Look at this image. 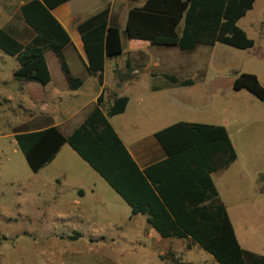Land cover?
<instances>
[{
    "label": "trees",
    "instance_id": "trees-1",
    "mask_svg": "<svg viewBox=\"0 0 264 264\" xmlns=\"http://www.w3.org/2000/svg\"><path fill=\"white\" fill-rule=\"evenodd\" d=\"M70 1L31 0L17 14L24 24L22 30L11 25L0 29V51L16 58L19 65L14 72L17 81L42 87L50 84L52 74L46 53L52 52L69 78L71 89L83 85L80 78L71 76L65 59L64 50L72 43L71 37L53 14L54 9ZM126 1L131 5L125 26L127 34L148 36L154 43L178 45L182 51L216 44L239 50L255 46L238 22L257 0ZM109 17L110 8H107L78 27L87 70L98 78L101 86L106 59L118 57L124 51L122 30L110 25ZM127 68H131L130 61ZM164 78L179 86L194 83L173 75ZM152 89L156 91L160 87L154 84ZM233 89L247 90L264 102V85L256 74L238 75ZM129 101L127 96L116 97L106 105L102 93L93 111L71 137L52 125L16 133L14 139L33 173H39L64 145L71 144L125 199L132 214L146 216L147 223L161 237L190 239L219 264H264L263 255L244 249L238 241L212 179L213 173L227 169L238 158L226 127L178 122L158 131L155 138L167 157L141 170L109 121L124 113ZM80 237L82 234L75 232L71 239ZM171 262L185 264L174 258Z\"/></svg>",
    "mask_w": 264,
    "mask_h": 264
},
{
    "label": "rangeland",
    "instance_id": "rangeland-1",
    "mask_svg": "<svg viewBox=\"0 0 264 264\" xmlns=\"http://www.w3.org/2000/svg\"><path fill=\"white\" fill-rule=\"evenodd\" d=\"M27 1L0 0V29L6 25H11L13 29L23 28L24 24L17 19V14L20 6ZM110 1L94 0L93 7H103ZM125 2L114 0L111 3L118 12L114 25L121 27L123 19L127 18L126 8L131 5ZM249 20L250 17H247L243 24L250 33ZM122 29L125 52L110 58L108 62L123 65L128 59L138 64L157 60L161 67L157 71H167L169 66L177 69L180 62H187L182 58L183 53L174 54L163 47L160 50L151 48L155 57H150L149 54L145 57L139 52L144 47L163 44L154 43L148 36L127 34ZM24 42L27 43V40ZM222 48L229 51L228 61L246 62L245 67L251 72L257 71L255 62H264V48L239 50L226 45H222ZM202 50L207 51L208 48L202 47ZM209 50L212 52V49ZM130 51L131 55L128 54ZM65 58L75 75L83 77L77 55L69 50L66 51ZM47 59L54 87H42L30 82H25L22 86V83L11 77L12 70L18 64L16 58L0 51V63H6L1 74L5 83L0 81V264H170L172 251L165 250L161 257L158 256L161 250L167 249L169 239H162V242L152 240L148 233L153 229L147 224L145 217L132 216L131 206L71 144L67 143L65 149L39 173H33L28 166L12 137L14 134L40 129L57 119H69L64 132L67 137H71L95 108L85 106L89 100L87 95L74 98L65 94L67 80L59 59L52 52L47 54ZM144 69L134 84L126 86L128 93L142 92L148 86V71ZM106 78L110 88L115 86V90L117 84L110 70H107ZM22 91L27 92L25 94ZM57 91L60 92L61 100L55 95ZM49 92L51 100L47 97ZM35 95L46 96V111L39 110V102L36 100L34 107L31 101L26 100ZM232 112L239 113L237 122L230 117ZM130 117L146 124L147 119L151 118L148 115L141 116L136 106L132 108ZM210 117L202 112L193 119L198 122L204 120L208 123H221ZM180 119L190 121L191 117L182 115ZM146 124L140 125L139 130L129 129L128 135L145 134V129H148ZM223 125L229 127L240 155L239 163L222 173V185L227 191L224 199L229 215L242 247L264 256V102L247 90L237 92L232 87L225 88L222 92ZM13 179L19 183L11 185L9 189L10 185L5 184ZM56 179L61 183L58 187L55 186ZM20 184L27 187L25 199L11 193ZM37 184L43 190H48L49 184L54 185V194L42 193L40 197L35 196L32 187ZM77 186L83 188L84 195L79 194ZM66 196L83 202V220L87 224H62L58 219L64 212L57 201L60 205L61 197L64 199ZM14 202L18 204L14 206L15 215L7 218L5 207ZM75 232H80L82 237L71 239ZM178 248L181 249V246ZM178 257L176 260L185 264H219L199 246L197 250L179 254Z\"/></svg>",
    "mask_w": 264,
    "mask_h": 264
},
{
    "label": "crops",
    "instance_id": "crops-1",
    "mask_svg": "<svg viewBox=\"0 0 264 264\" xmlns=\"http://www.w3.org/2000/svg\"><path fill=\"white\" fill-rule=\"evenodd\" d=\"M29 1L31 0H28L27 2ZM127 2L128 1H126L125 3L129 4V2L128 3ZM25 3H23L21 6H23ZM93 3L94 0H72L53 10L54 16L64 26V28L67 30L72 40V43L65 48L64 55L66 51L69 50L73 52L75 56L77 55L80 62V67L82 69L81 72L83 74V77H79L75 75L73 68L68 64L71 72V76L74 78H80L83 81V85L79 87L77 90H72L70 86L69 78L65 75V78L67 80V87L65 94L67 96L69 95L70 97H74V98L87 95L89 100L88 103L85 104V106L91 105L92 109L96 106L97 100L102 93H104L106 105L111 104L113 99L116 97H124V96L129 97L130 101L126 111L120 115L110 118L109 121L141 170H144L146 167L150 166L151 164L164 160L167 157L166 153L164 152V150L162 149V147L155 138V134L158 131L165 129L171 125H174L178 122L202 123L213 126H222V92L225 90V88L232 87L233 89L235 78L238 75L243 73L256 74L259 80L261 81V83L264 85V62H255L257 65V71L251 72L248 69H246L245 67L246 62L228 61L227 56L229 51L222 48V44H216L215 46H211V47L198 46L188 51L180 50L178 45L163 44V45H151L150 47H146V48L144 47L139 52L143 53L145 57H148L147 54H149L150 57H155L154 50L151 48L156 47L157 50H160L163 47L166 51L171 50L174 54L183 53L182 58L187 62H180L177 69H174L172 66H169V69H167V71H157V68H161L157 60H155V62H148L147 64H138L137 62H131L130 59H128V61H130L131 64V68L128 69L127 62H124L123 65H120L118 62H108L110 58H107L105 64V70H104V84L101 86L98 78L96 76L90 75L87 70L86 64H88V61L84 50V44L82 42L81 35L78 31V27L80 24L84 23L94 15L104 11L107 8H110L109 24L114 25L116 24L114 18L115 15L118 14V12H116L114 10L113 5H111V3H114V0H111L110 2L106 3L105 5H103V7H98V8L93 7ZM129 10L130 7L127 5L126 12L129 13ZM247 17H250L249 20L250 33L243 24V21ZM126 21L127 18H124L122 26L121 27L119 26L121 30H123L122 28H124L125 31ZM238 25L254 41L255 46L253 48L263 49L264 48V0H257L254 3L253 8L246 14L245 17H243L238 22ZM23 28L17 30H22ZM23 34L25 35L24 32ZM24 35H23V41L26 40L24 39L25 38ZM122 39H123V47H124V34H122ZM202 47H206L208 48V50L207 51L202 50ZM209 49H212L211 50L212 52H210ZM124 52L125 49L123 53ZM48 53L49 52L46 53V58ZM131 53L132 52L130 51L128 54L131 55ZM4 64L6 63H0V81L5 83V81H3V78L1 76V74L3 73ZM18 66L19 65L17 64V66L12 70L11 77L14 80H16L14 77V72L18 68ZM49 68L51 71L50 66ZM143 69L145 71L146 70L148 71V76H149L148 86H146V88L143 89L142 92L134 93V94L128 93L126 91L127 89L126 86H130L134 84L138 78V75L143 71ZM107 70H110L111 74L115 78V82L117 84V88L115 90H113L115 86L113 88H110L109 83L107 82V78H106ZM129 73L130 76H127ZM211 74H213L214 76H211ZM164 75L176 76L181 81L192 80L194 83L193 85L190 86H179L176 84H171L167 82V80L164 78ZM120 76L123 78H120ZM20 83H22L21 84L22 86L25 84V82H20ZM154 84L159 86L160 89L154 91L152 89V86ZM51 85L54 87L53 78L50 84H48L46 87L49 88ZM22 92L26 94L27 91H22ZM237 92H243V90ZM59 94H60L59 91L55 93L57 97H60ZM47 97L49 98L48 100L52 99L50 92L48 93ZM246 97L249 96L246 95ZM57 99L61 100V97ZM26 100L31 101L33 103V107L35 106L34 100H36L37 102H39L40 111L47 110V107L45 106V102H47V100H46V96L44 95L42 96L35 95L30 99L27 98ZM135 106L139 108V112L141 116L145 117L148 115L149 117H151L149 119L146 118L147 124L142 122H137L136 120H133L130 117L131 110ZM202 112H206L208 115L211 116L210 118L218 119L221 123H217V124L208 123L204 120H202L203 122H198L197 120L193 119L195 115L201 114ZM182 115L190 116L191 117L190 121H180ZM230 117L234 119L235 122H237V120L239 119V113L232 112ZM1 120L2 117L0 115V121ZM68 124H69V119H57L51 125L44 126L40 129H46L49 126L55 125L65 134L64 129L66 126H68ZM144 124L148 125V129H145L146 131L145 134L136 135V136L128 135L127 131L129 129L139 130L140 125H144ZM223 126L226 127L238 154L237 160L233 164H231L230 167L224 170L216 171L215 173L212 174V179L219 192L221 202L227 208L226 205L227 203L225 201L226 199H224L227 197V191H226V187L222 185V173L235 167V165H237L240 161V155L238 152V146L235 144V141L231 135L229 127L226 125ZM36 130L39 129H35L32 131H36ZM64 149H65V145L62 147L60 152H62ZM18 183L19 182L17 180L15 181V179H13V181L10 180L7 181L5 185H10L8 186L9 188L12 187L11 185H16ZM58 184L61 185L60 181L56 179L55 186L58 187ZM20 185L18 186V189H15L14 192L11 193L17 196H21L25 199L27 198V194H28L27 187ZM50 185L51 184H49L48 186V190H43L40 189V187H38L37 184L32 187V191L34 190L33 191L34 195L39 197L42 196V193L44 194L48 193L49 195L54 194L52 190V186L54 185L51 186ZM77 188L79 190V194L84 195L83 188H81V186H77ZM1 192L2 191L0 189V193ZM60 201H61L60 205H59V201H57V204L64 213L60 215L58 219L61 220L62 224H87V222L83 220L85 218L83 215L85 208L83 202L80 199L75 198L72 200L70 199L69 196H66L64 197V199H62L61 197ZM15 205L18 204L14 202L13 205L11 204L10 206L5 207L7 218H11V216L15 215L14 214ZM15 208L17 211L18 210L17 206ZM227 211L229 213L228 208ZM131 214H132V210H131ZM144 217L147 222V217L146 216ZM88 224L91 223L88 222ZM148 236L152 240H159L161 242L163 241L162 239H169L168 240L169 244L167 246V249L161 250V252L158 254L159 257H161L165 253V250H170L172 251L173 258L179 259L178 257L179 254L184 255L187 254L189 251L192 250L195 251L197 250V246H199L193 243L190 239L163 238L154 229L148 233ZM178 246H181V249H179ZM169 261L170 264H172L171 259Z\"/></svg>",
    "mask_w": 264,
    "mask_h": 264
}]
</instances>
